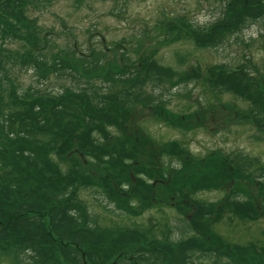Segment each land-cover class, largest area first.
<instances>
[{"label": "trees", "instance_id": "obj_1", "mask_svg": "<svg viewBox=\"0 0 264 264\" xmlns=\"http://www.w3.org/2000/svg\"><path fill=\"white\" fill-rule=\"evenodd\" d=\"M53 1L0 0V257L9 264H195V259L203 258L221 264L226 254L229 264L253 262L255 256L245 247L232 245L227 253L217 246L208 222L216 219L218 210L229 207L232 214L240 215L250 209L239 193L249 189L239 186L238 180L254 182L259 192L264 191V161L250 158L252 162L246 163L219 152L213 164H196L184 158L186 151L179 143L156 154L142 140L136 142L141 134H128L123 118L139 106L161 114L164 85L188 84L198 75L190 77L185 68L162 64L155 57L158 49L148 46L136 49V62L122 53L116 64L105 55L109 50L105 40L99 48L102 56L96 57L91 43L89 53L76 51L75 44L49 49L32 13ZM218 2L217 17L207 24L196 25L180 16L162 19L159 26L167 27V32L162 31L164 39L173 34V41L186 38L206 49L222 47L230 39L243 43L241 32L264 17V0ZM120 45L117 42L114 48ZM246 62L230 70L223 64L212 66L207 83L215 95L234 87L240 90L246 101L240 110L259 138L264 135V70ZM25 70L32 72L38 85L53 78L63 83L48 90L22 88L18 73ZM163 118L179 130L194 124L176 116L163 114ZM162 153L177 155L182 162L162 167L154 162ZM141 158L148 160V167L139 166ZM253 162L257 172L249 170ZM137 181V186L148 183L168 193L164 205L172 203L183 223L176 237L173 228L159 221L112 225L110 230L96 226V217L80 196L81 187L101 188L115 211L134 217L142 215L144 203L153 199L152 189L141 192L133 186ZM230 182L234 185L228 190ZM221 186L230 193L218 202L191 196ZM108 231L113 240H107ZM252 252L257 254L255 249Z\"/></svg>", "mask_w": 264, "mask_h": 264}, {"label": "rangeland", "instance_id": "obj_2", "mask_svg": "<svg viewBox=\"0 0 264 264\" xmlns=\"http://www.w3.org/2000/svg\"><path fill=\"white\" fill-rule=\"evenodd\" d=\"M73 1L55 0L41 12L32 13V16H37L39 20L38 23H40L41 31L46 35L49 49L70 48L75 44L76 51L89 53L92 49L95 50L93 57H96L97 53L102 52L99 48L105 40L104 44L109 49L106 50L105 55L116 64L117 58L119 59L122 53L128 54L129 62H136V49L141 48L142 51L148 46L158 49L155 57L162 64L171 65L177 69L185 68L190 77H193L194 73L198 75V78L189 80L194 82L188 84L173 88L168 84L164 85L162 97L166 103L164 110H160L161 114L151 108L139 106L134 113L123 118L126 125L124 128L128 130V134L133 136L141 134L140 138L136 136L138 137L135 139L136 142L139 143L142 140L145 148L154 150L156 154L173 147L174 143H179L186 151L184 158H191L189 162L196 164H213L220 156L219 152L230 153L234 158L246 163L252 162L251 159L254 158L258 162L264 161V135L256 137L260 133L240 110L246 105V101L239 96L240 90L234 87L233 92L231 90L215 95L207 83L208 69L212 66L222 68L223 64L224 69L230 70L237 64L249 60L248 63L256 64L259 69L264 70V36H260V33H264V17L241 32L243 43L230 39L222 47L206 49L197 47L186 38L173 41V34H170L171 38L165 40L162 31L167 32V27L159 25L162 19L178 16L196 25L210 23L219 13L218 0H84L81 5H76ZM158 39L160 40L157 41ZM117 42L121 45L114 48ZM89 43L92 44L90 50ZM34 78L29 70L18 73L22 88L33 86L48 90L63 83L60 79L53 78L38 85ZM160 90L158 89L157 92ZM200 113L201 115L197 118L188 117L193 114L196 117ZM163 114L168 117H180L186 122H194L193 127L189 130L171 127L164 120ZM115 143L119 142L115 141ZM154 162L157 164L160 162L162 167H166L175 163L179 164L182 160L177 155L174 157L162 153L160 157L157 156L154 159ZM139 163L140 167L147 166L148 160L141 158ZM249 170L257 172L254 162ZM188 175L189 173H185L183 177L187 178ZM144 180L149 179L145 176ZM238 181L242 184L239 186L249 189V192L239 191V193L242 195V200L244 198L243 204L250 209L241 210L238 212L240 215L232 214L229 207L218 210L216 213L218 217L214 215L216 219L212 218L208 222L211 237L216 245L227 253L231 251L232 245L245 247L249 254L255 256L253 262L251 259L248 264H261L264 257V191L259 192L254 182L250 183L241 179ZM137 183L138 181L133 186L141 192L152 189L153 199L151 203L147 201L144 203L146 209L142 215L134 217L115 211L113 205L103 198L101 188L81 187L80 196L86 200L87 208L93 212V217L94 219L96 217L95 221L98 222L96 226L99 228L110 230L112 225L159 221V223L166 222L173 228L172 235L176 237L183 223L172 203L164 205L168 193L158 192L162 191V188L158 186L151 187L145 183L147 187H144L137 186ZM233 185L234 182H230L228 190ZM134 187L131 188V192ZM119 190L123 191L126 188H119ZM227 192L230 193V191L225 192L222 186L216 189L211 187L197 191L191 196L206 202H218V199L228 195ZM135 202L132 201V203ZM156 204H163L164 207L154 206ZM102 205H105L107 209H104ZM134 206L141 208L139 203H135ZM251 206H255V210H252ZM158 227L162 225L159 224ZM105 234L109 236L107 240H113L109 231ZM254 249L257 254L252 252ZM228 260L226 254L221 256V264H229ZM194 263L213 264V259H195ZM0 264H9V262L0 257Z\"/></svg>", "mask_w": 264, "mask_h": 264}]
</instances>
